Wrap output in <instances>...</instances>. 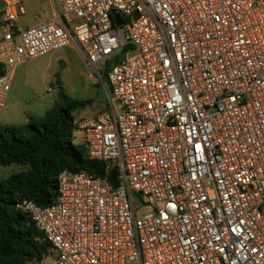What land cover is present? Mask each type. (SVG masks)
I'll list each match as a JSON object with an SVG mask.
<instances>
[{"label":"built area","instance_id":"1","mask_svg":"<svg viewBox=\"0 0 264 264\" xmlns=\"http://www.w3.org/2000/svg\"><path fill=\"white\" fill-rule=\"evenodd\" d=\"M53 6L21 30V0H2L0 108L16 66L74 48L106 75L108 109L75 130L106 173L17 202L50 245L38 264H264V0Z\"/></svg>","mask_w":264,"mask_h":264},{"label":"trees","instance_id":"2","mask_svg":"<svg viewBox=\"0 0 264 264\" xmlns=\"http://www.w3.org/2000/svg\"><path fill=\"white\" fill-rule=\"evenodd\" d=\"M102 80L107 82L106 75ZM88 104L62 94L43 117H29L27 124L15 128L0 124V166L27 168L26 174L12 175L0 186V264H38L50 249L31 218L16 209L18 201L29 199L41 207L53 204L58 175L64 170L105 176V164L88 158L84 142L74 145L73 113ZM116 175L112 170L114 185Z\"/></svg>","mask_w":264,"mask_h":264},{"label":"rangeland","instance_id":"3","mask_svg":"<svg viewBox=\"0 0 264 264\" xmlns=\"http://www.w3.org/2000/svg\"><path fill=\"white\" fill-rule=\"evenodd\" d=\"M25 3L30 5V11L19 16L17 27L21 30L36 26L39 20L51 13L48 0H26ZM62 94L73 100L89 102L85 108L73 113L75 122L108 109L107 83L103 84L101 79L91 76L79 53L68 47L29 59L15 67L12 87L5 95L4 107L0 108V124L15 128L27 124L29 117H43ZM82 143L83 135L75 133L74 145ZM26 172L27 168L23 166H0V186L10 176ZM49 253L48 250L41 261Z\"/></svg>","mask_w":264,"mask_h":264},{"label":"crops","instance_id":"4","mask_svg":"<svg viewBox=\"0 0 264 264\" xmlns=\"http://www.w3.org/2000/svg\"><path fill=\"white\" fill-rule=\"evenodd\" d=\"M25 1L26 0H21V7L23 9V13L21 15H24V13L26 14V12L28 10L30 11V5L27 4V3H25ZM1 6H2V0H0V8H1ZM48 7H50V9H51V13L49 14V16L47 18L39 20V22H37L36 26L39 25V24H41V23H43V22H45V21H47V20H49L52 17V15H53V8H54V6H53V0H48Z\"/></svg>","mask_w":264,"mask_h":264},{"label":"water","instance_id":"5","mask_svg":"<svg viewBox=\"0 0 264 264\" xmlns=\"http://www.w3.org/2000/svg\"><path fill=\"white\" fill-rule=\"evenodd\" d=\"M117 23H118V24H121V22H120V21H118ZM101 81H102V83L104 84L103 80H101Z\"/></svg>","mask_w":264,"mask_h":264}]
</instances>
